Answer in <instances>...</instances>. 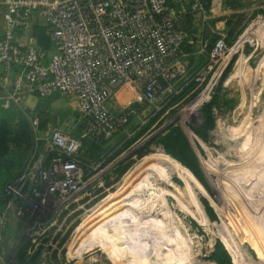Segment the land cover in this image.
<instances>
[{"label":"rangeland","instance_id":"374dc122","mask_svg":"<svg viewBox=\"0 0 264 264\" xmlns=\"http://www.w3.org/2000/svg\"><path fill=\"white\" fill-rule=\"evenodd\" d=\"M208 15L192 19L186 77L151 103L133 104L111 139L84 138L78 183L61 190L59 167L48 158L55 152L33 141L20 196L0 218V264H26L36 253L35 264H112L100 248L86 251L91 233L77 237V230L109 223L125 207L134 220L129 229L101 235L116 253L133 255V264H215L209 256L216 243L231 264H264V0H212ZM221 37L226 48L210 61L207 49ZM133 96L123 86L111 108L121 112ZM26 106L40 118L42 134L75 112L59 94ZM169 128L180 137L165 146ZM176 163L190 180L175 174Z\"/></svg>","mask_w":264,"mask_h":264},{"label":"built area","instance_id":"2783aa9c","mask_svg":"<svg viewBox=\"0 0 264 264\" xmlns=\"http://www.w3.org/2000/svg\"><path fill=\"white\" fill-rule=\"evenodd\" d=\"M2 6L0 66L2 81L11 85L0 82V102L5 109L10 104L19 108L35 146L45 141L55 152L52 162L59 167L61 190L81 179V139H111L127 125L133 104L151 103L158 92L187 76L190 54L184 48L193 45L188 20L209 18L197 0H3ZM38 21L47 29L51 56L32 38L25 44L18 40ZM225 48L223 37L218 38L207 54L210 61ZM125 85L133 99L115 112L112 101ZM56 94L75 104L84 123L79 138L58 127L42 134L40 118L26 106L29 97ZM26 174L25 169L7 186L12 201L20 196Z\"/></svg>","mask_w":264,"mask_h":264},{"label":"trees","instance_id":"16d2710c","mask_svg":"<svg viewBox=\"0 0 264 264\" xmlns=\"http://www.w3.org/2000/svg\"><path fill=\"white\" fill-rule=\"evenodd\" d=\"M194 0H190L192 3ZM206 13H209L212 0H197ZM192 18L188 20V28L190 27V36L192 35L191 25ZM190 25V26H189ZM213 46V45H212ZM193 46L190 48L186 46L185 52L192 54ZM207 54L211 50L207 49ZM190 57V56H189ZM208 106L204 108V112H207ZM63 111V110H62ZM69 113L64 114V118L58 123L56 127L63 129L79 138L83 131L84 123L80 120L78 113L69 109ZM16 122V124H14ZM204 129H199L196 133L200 138H203ZM180 137V132L176 128H169L165 132L162 144L165 146H172L173 143ZM96 143L95 140L91 139ZM33 137L29 123L22 113L13 114L11 109H5L0 107V215L7 211L8 203L12 201L11 196L7 193L6 188L8 185L15 184L16 180L24 172L27 164L28 153L33 149ZM84 146V139H81V148ZM78 151V152H79ZM78 158L80 157L77 154ZM54 155L49 156V162L53 159ZM177 159V157L175 156ZM80 163L81 159L79 158ZM182 164L185 162L177 159ZM20 201L15 203V206H19ZM20 207V206H19ZM37 253L31 257H28V263H37ZM209 259L215 264H231L230 258L220 243H216L214 249L209 256Z\"/></svg>","mask_w":264,"mask_h":264},{"label":"bare ground","instance_id":"6f19581e","mask_svg":"<svg viewBox=\"0 0 264 264\" xmlns=\"http://www.w3.org/2000/svg\"><path fill=\"white\" fill-rule=\"evenodd\" d=\"M250 31H248V33H249ZM246 38V37H245ZM238 49V47H235L234 48V50L233 51H236ZM171 166H173V168H174V171L176 172L175 174H177V176L179 177V178H182V179H189L190 180V178H191V176H190V174H189V172L184 168V167H182L180 164H178V163H176V164H171ZM254 197V196H253ZM132 202V201H131ZM125 203V202H124ZM123 203V204H124ZM124 205H128V203H125ZM125 207V206H124ZM123 207V208H124ZM121 210V209H120ZM116 210H114V213L112 214L113 216H114V218H111L112 220H110V222L108 223H101V222H95V225L96 226H94L92 229H94V230H91L90 231V227L89 228H87L85 231L83 230V231H80V230H77V237H80L78 234L81 232V234L82 233H84L85 234V236L87 235V233H91V234H89L90 236H89V238H88V240L87 241H89V242H91L90 244H89V246H88V248H86L87 250L86 251H88V250H91V248H95V247H98V248H100V250L101 251H103V253L108 257V259H109V261L112 263V264H133L132 263V261H133V259L132 260H130V258L133 256H131L130 258H128V255L130 254H128V252H127V256L124 254V252H123V254H118V253H116V251L114 250V248L112 247V243L111 244H105V243H103L104 242V237L101 235V234H105V235H107V233H109V232H119L118 231V229L119 230H121L120 229V227H122V232L123 233H125V231H127L128 229H129V227L131 226V224H132V220L133 219H131V222H130V217H131V213H129V212H131V209H127V207H125L124 208V210L122 209V211L123 212H121V214H116L117 212H115ZM102 214V213H101ZM110 214V213H109ZM123 214V215H122ZM118 215V216H117ZM123 216V217H121V219H119L118 220V218L117 217H119V216ZM139 215V214H138ZM116 216V217H115ZM125 217H127V218H125ZM120 218V217H119ZM114 220H116V221H114ZM87 221V220H86ZM115 222V223H111V222ZM133 222H134V220H133ZM140 222V224H141V220L139 221ZM93 223V222H92ZM82 224V223H81ZM90 226V225H89ZM79 227H83L82 225H80ZM78 227V228H79ZM98 229V230H97ZM113 230V231H112ZM105 231V232H104ZM121 232V231H120ZM122 233V234H123ZM103 234V235H104ZM112 235V234H111ZM116 235H118V234H116ZM121 235V234H120ZM120 235H118V236H120ZM84 237V236H83ZM82 237V238H83ZM107 237V236H106ZM111 237V236H110ZM126 237H130L131 239H132V242L133 241H135L136 240V238L137 237H132V236H126ZM87 238V237H86ZM80 239L81 238H78V240L80 241ZM115 240H116V238H114ZM117 239H119V238H117ZM138 239V238H137ZM75 241H76V238H75ZM86 241V242H87ZM137 241V240H136ZM135 241V242H136ZM142 241V240H141ZM112 242V241H111ZM139 242H140V240H139ZM139 244V243H138ZM142 244V243H141ZM149 244V243H148ZM75 246H76V244H74ZM136 245H137V243H136ZM146 246V245H145ZM136 248H137V246H136ZM140 248V247H139ZM138 248V249H139ZM71 249V248H70ZM73 249V248H72ZM141 249V248H140ZM121 250V249H120ZM142 250H146V249H142ZM73 251V250H72ZM82 251V250H81ZM81 251H79L78 252V255H79V253L81 252ZM141 251V250H140ZM70 253V252H69ZM137 253H139L138 252V250H137ZM131 255V254H130ZM138 255V254H137ZM137 257V256H136ZM133 258V257H132ZM136 262V261H135ZM142 261H138L137 263H134V264H143V263H141Z\"/></svg>","mask_w":264,"mask_h":264},{"label":"crops","instance_id":"0c3cea01","mask_svg":"<svg viewBox=\"0 0 264 264\" xmlns=\"http://www.w3.org/2000/svg\"><path fill=\"white\" fill-rule=\"evenodd\" d=\"M2 1L3 0H0V31H1V28L3 26L2 15L4 12V9L2 6ZM29 38L34 39L47 52V54L49 56L52 54V53L50 54L51 50L53 52L52 43L50 41L46 27L41 22L38 21V24H33L32 27L27 32L22 33V34L20 33L18 35V40L22 44H25ZM2 76H3L2 67L0 66V82L4 83V86L9 87L11 85L10 81H8V80L2 81ZM65 98L69 99L67 97H65ZM36 100H37V98H35V97H29L26 101V105H30V106L34 105ZM71 103L75 107V112L78 113L76 110L75 104L73 102H71ZM68 133H70V131Z\"/></svg>","mask_w":264,"mask_h":264}]
</instances>
